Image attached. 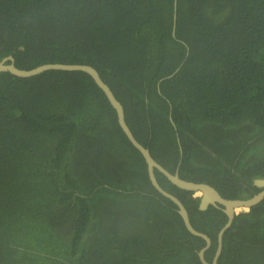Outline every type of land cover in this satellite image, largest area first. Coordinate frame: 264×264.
<instances>
[{"label": "trees", "instance_id": "16d2710c", "mask_svg": "<svg viewBox=\"0 0 264 264\" xmlns=\"http://www.w3.org/2000/svg\"><path fill=\"white\" fill-rule=\"evenodd\" d=\"M8 57L95 68L169 173L227 200L262 190L264 0H0ZM114 112L86 73H0V264H201ZM154 173L212 262L226 216ZM248 210L218 264H264V201Z\"/></svg>", "mask_w": 264, "mask_h": 264}, {"label": "water", "instance_id": "95a60500", "mask_svg": "<svg viewBox=\"0 0 264 264\" xmlns=\"http://www.w3.org/2000/svg\"><path fill=\"white\" fill-rule=\"evenodd\" d=\"M49 70L83 72L88 74L93 79L97 87L105 94L111 107L115 110L114 113H116L118 125L122 130V132L124 133V135L126 136L127 140L145 160L148 169V176L152 186L161 196L170 200L172 203H174L177 206L178 214L183 220L184 223L183 226L187 229V231L191 235L204 240L205 246L198 252V257L201 264H218V260L221 256L223 249V238L225 233L233 225L232 223L234 222L235 219V211L239 208L252 209L255 206L259 205L264 200V190L260 192L258 195H255L249 199L227 200L221 197L220 194L213 187L207 184L193 183L182 180L179 177L178 172H176L175 174L169 173L159 163H157L154 160V158L151 156L150 151L137 141V139L135 138V136L133 135L132 131L130 130V128L126 123L125 113L123 112L124 108L122 104L120 103V101H118L111 88L102 80L98 71L91 66L78 65V64H73V65L49 64V65H43L37 67L32 70H21L16 67L15 60L13 57H8L0 62V73L7 72L20 78H31ZM170 121L172 123L171 118ZM155 170L160 172L163 176H165L169 180V182L172 185L176 186L178 189L192 193L202 194L201 204L199 207L201 210H205L210 206L216 207L218 209H220L219 206L225 207L224 212L228 219L225 225L223 226V228L219 231L217 235V249L212 262L209 263L205 259V253L211 248L212 245L211 239L204 233L197 231L193 226H191L192 224L187 209L177 197L170 194L160 186V184L158 183L155 177V173H154ZM256 185L264 188V181L263 180L256 181Z\"/></svg>", "mask_w": 264, "mask_h": 264}, {"label": "flooded vegetation", "instance_id": "af4514ba", "mask_svg": "<svg viewBox=\"0 0 264 264\" xmlns=\"http://www.w3.org/2000/svg\"><path fill=\"white\" fill-rule=\"evenodd\" d=\"M173 124V123H172ZM174 125V124H173ZM160 173V172H159ZM165 177V176H164ZM253 186H255L256 187V181L254 182L253 181V184H252ZM245 187H247V186H245ZM245 187H243L244 189H245ZM216 190V189H215ZM217 191V190H216ZM188 192V191H187ZM218 192V191H217ZM219 193V192H218ZM194 194V193H193ZM220 194V193H219ZM202 195V194H201ZM220 196L221 197H223L221 194H220ZM254 196V195H253ZM252 196V197H253ZM194 197V196H193ZM251 197V198H252ZM194 198H197V197H194ZM200 199L202 198V196H200L199 197ZM224 198V197H223ZM225 199V198H224ZM243 200H245V199H243ZM264 201V200H263ZM262 201V202H263ZM261 202V203H262ZM200 204H201V200H200V203H199V207H200ZM211 207H213V206H211ZM220 207V209H218V208H216V207H213L215 210H217V211H220L221 213H223L225 216H226V214H225V207H222V206H219ZM249 208H239V209H237L236 211H235V218H238L240 215H244L245 213H248L249 212V210H248ZM199 210H201L200 208H199ZM202 211V210H201ZM226 218H227V216H226ZM228 219V218H227ZM235 220V219H234ZM227 222V221H226Z\"/></svg>", "mask_w": 264, "mask_h": 264}, {"label": "bare ground", "instance_id": "6f19581e", "mask_svg": "<svg viewBox=\"0 0 264 264\" xmlns=\"http://www.w3.org/2000/svg\"><path fill=\"white\" fill-rule=\"evenodd\" d=\"M3 73H5V72H3ZM181 152H182V150H181ZM164 169H165V168H164ZM176 172H178V171H176ZM174 174H175V173H174ZM256 181H260V180H256ZM263 181H264V180H263ZM207 185H208V184H207ZM209 186H210V185H209ZM256 186H257V185H256ZM211 187H212V186H211ZM257 187H259V186H257ZM259 188H262V187H259ZM263 190H264V188H262V190H261L260 192H262ZM260 192H259V193H260ZM259 193L254 194V196H255V195H258Z\"/></svg>", "mask_w": 264, "mask_h": 264}]
</instances>
